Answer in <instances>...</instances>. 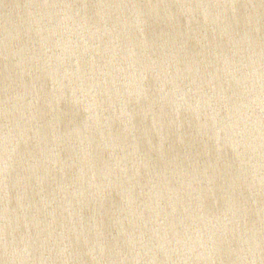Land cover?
<instances>
[{
    "label": "water",
    "instance_id": "95a60500",
    "mask_svg": "<svg viewBox=\"0 0 264 264\" xmlns=\"http://www.w3.org/2000/svg\"><path fill=\"white\" fill-rule=\"evenodd\" d=\"M0 264H264V0H0Z\"/></svg>",
    "mask_w": 264,
    "mask_h": 264
}]
</instances>
